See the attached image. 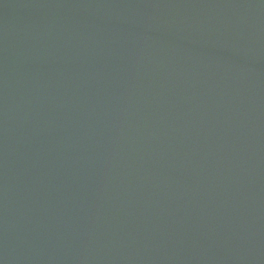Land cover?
Returning a JSON list of instances; mask_svg holds the SVG:
<instances>
[{
	"label": "water",
	"instance_id": "obj_1",
	"mask_svg": "<svg viewBox=\"0 0 264 264\" xmlns=\"http://www.w3.org/2000/svg\"><path fill=\"white\" fill-rule=\"evenodd\" d=\"M0 264H264V0H0Z\"/></svg>",
	"mask_w": 264,
	"mask_h": 264
}]
</instances>
